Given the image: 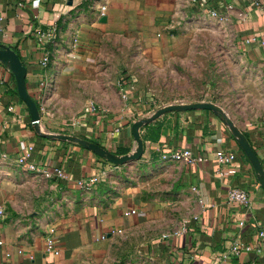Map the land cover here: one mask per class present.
I'll list each match as a JSON object with an SVG mask.
<instances>
[{"label": "crops", "instance_id": "obj_1", "mask_svg": "<svg viewBox=\"0 0 264 264\" xmlns=\"http://www.w3.org/2000/svg\"><path fill=\"white\" fill-rule=\"evenodd\" d=\"M261 2V8H255L248 0H0V43L11 46L22 60L28 93L42 113L44 101L64 73L89 67L96 56H104V40L134 35L155 44V34L189 14L215 11L223 16L241 47L264 68ZM101 5L107 8L105 23L99 22ZM51 27L56 39L44 45L36 32ZM43 50L53 57L47 69L40 66ZM161 51L158 45L141 48L136 62L153 63L158 59L144 56L159 57ZM48 77L53 84L42 88ZM136 106L135 113L145 109ZM121 107L87 110L68 131L52 127L43 113L41 124L48 132L72 134L117 154L134 146L133 121L158 108L130 120L134 110ZM233 120L264 167V120ZM141 135V159L123 166L78 145L40 138L12 75L0 65V206L5 210L0 218V264H123L118 263L122 257L123 262L136 264L148 252L165 264H214L234 243L250 250L230 257L227 264H264V190L222 122L210 111L169 113L142 129ZM218 149L233 153L235 160L219 165L214 157ZM183 150L205 161L161 160L164 153ZM27 153L25 171L32 165L38 171L60 168L67 174L66 180L46 182L47 195L35 210L19 204L14 188L15 171L21 167L17 160ZM230 168L236 173L227 174ZM93 177L98 178L93 188L80 185ZM232 188L247 194L248 205L229 201ZM180 228L184 229L180 236L162 238ZM48 237L58 254L46 251ZM134 247L139 250L126 257Z\"/></svg>", "mask_w": 264, "mask_h": 264}, {"label": "rangeland", "instance_id": "obj_2", "mask_svg": "<svg viewBox=\"0 0 264 264\" xmlns=\"http://www.w3.org/2000/svg\"><path fill=\"white\" fill-rule=\"evenodd\" d=\"M155 41L134 35L104 40V56H96L89 67L66 72L59 79L44 101V120L68 131L85 118L90 105L108 112L120 105L128 110V106L134 110L132 120L155 107L188 100L220 103L237 121L264 120V68L241 47L227 23L209 14H189L178 18L169 30L155 34ZM153 45L162 54L144 58L158 60L136 62V53ZM134 98L137 102L131 101ZM130 104L135 106L130 108ZM137 104L145 108L139 114L135 113ZM18 170L14 181L17 201L24 208L41 207L49 180L39 172ZM133 250L139 248H129L126 257ZM152 255L142 253L135 262L165 264L154 261ZM123 259L118 263L133 264Z\"/></svg>", "mask_w": 264, "mask_h": 264}, {"label": "water", "instance_id": "obj_3", "mask_svg": "<svg viewBox=\"0 0 264 264\" xmlns=\"http://www.w3.org/2000/svg\"><path fill=\"white\" fill-rule=\"evenodd\" d=\"M99 22L105 23L106 17H102ZM0 65L12 75L17 96L26 106L31 121V127L35 134L40 138L78 145L112 165L123 166L137 162L141 159L144 152V141L141 135V130L155 122L157 119L169 113H181L192 110L210 111L222 122L237 146L240 148L249 162L259 186L264 190V167L256 155L250 141L234 122L228 111L216 103L205 101H184L161 105L158 108L153 109L147 114L134 120L131 124L130 131L134 142L133 148L125 154H116L94 142L72 134L46 131L41 124V113L38 104L28 93L26 87V67L16 51L11 46L4 43H0Z\"/></svg>", "mask_w": 264, "mask_h": 264}, {"label": "built area", "instance_id": "obj_4", "mask_svg": "<svg viewBox=\"0 0 264 264\" xmlns=\"http://www.w3.org/2000/svg\"><path fill=\"white\" fill-rule=\"evenodd\" d=\"M250 1L254 7L256 8H261L262 2L261 0H248ZM107 11L106 6L101 5L99 7V17L102 18L105 16ZM210 16L220 22H223L225 20V18L223 16H220L217 12L215 11H211L209 12ZM3 20V17L0 15V22ZM37 34V38L40 42H42L44 45L52 43L55 39H56V29L51 27V29L49 30H38L36 32ZM260 41L262 43V45H264V36L260 37ZM43 55H42V59L40 61V66L43 69H47V67L52 63V56L51 53L48 52L47 50H43ZM48 82L52 83L51 77H48L47 79H45L40 86L42 88H46L48 85ZM89 110L93 109V106L90 105L89 106ZM31 148H28V151H30ZM29 153H27L26 155H22L18 160L17 163L19 166H24L25 165V160L28 158ZM215 160L219 165H229L231 164L236 156L231 153V152H225L222 149H218L215 152ZM161 160L163 162H170V163H179V162H184V163H188V164H197V163H202L204 162V158L202 157H198L195 156L190 150H183V151H175L172 153H164L161 155ZM26 171H31V172H39L43 178L47 179V180H66L67 179V174L60 168H53L51 170H43V171H38L34 168V166L32 165H28L26 166ZM227 174H235L236 170L234 168H230L227 172ZM98 183V178L93 177L90 178L89 181L87 183L81 182L80 185L83 186V188L85 189H90L93 188V186ZM228 198L229 201L239 205V206H246L248 205V196L247 194L240 190V189H236V188H232L229 190L228 192ZM5 215V210L4 208H2L0 206V218L3 217ZM184 232V229L180 228L179 230H174L171 231L169 233H166L164 235H162V238H169L170 236H180V234ZM46 251L53 253V254H58V252L55 251L54 247H53V240L51 238H47L46 239ZM250 247H246L244 245H241L239 243H234L226 252L222 253L221 257L214 262V264H227V260L230 257H238L240 256V254L244 251H249ZM19 253H21V251H19Z\"/></svg>", "mask_w": 264, "mask_h": 264}, {"label": "trees", "instance_id": "obj_5", "mask_svg": "<svg viewBox=\"0 0 264 264\" xmlns=\"http://www.w3.org/2000/svg\"><path fill=\"white\" fill-rule=\"evenodd\" d=\"M150 138L153 139V140L156 139V138H152V137H150ZM127 152H128V150H120L117 154H125Z\"/></svg>", "mask_w": 264, "mask_h": 264}]
</instances>
